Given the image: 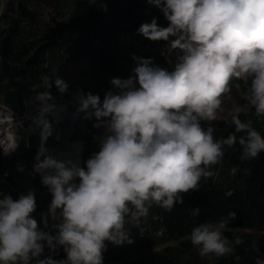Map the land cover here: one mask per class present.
Returning a JSON list of instances; mask_svg holds the SVG:
<instances>
[{
	"label": "clouds",
	"instance_id": "clouds-1",
	"mask_svg": "<svg viewBox=\"0 0 264 264\" xmlns=\"http://www.w3.org/2000/svg\"><path fill=\"white\" fill-rule=\"evenodd\" d=\"M168 21L167 27L142 23L137 32L150 41L169 42L179 50L171 71L154 65L152 58L132 55L133 75L114 77L103 99L78 92L75 116L103 129L96 137L99 150L81 165L83 142L74 155L52 154L46 143L53 123L45 114L56 108L51 95L52 77L44 75L35 100L40 103L34 120L40 144L33 172L51 194L41 222L32 190L13 199L0 192V264H103L105 241L132 244L131 228L146 217L153 204L171 211L183 194L199 189L201 179L213 177L212 167L224 156L225 146L239 145L240 160L250 161L264 152V136L252 121L242 122L239 111L231 117L234 132L216 139L215 129L201 121L217 119L222 97L233 79H251L245 99L257 117H264V0H147ZM170 37L173 39L170 40ZM61 95L69 85L56 76ZM52 101V103H49ZM54 119L59 122L58 117ZM23 123L6 104L0 106V150L4 156L18 148ZM239 134V135H238ZM59 133L56 139L59 140ZM23 171V168H19ZM250 169L233 167L231 174ZM195 207L190 215L198 217ZM236 212L216 222L200 223L190 242L201 258L232 255L234 246L225 232ZM57 221L55 235L43 231L48 220ZM62 248L65 259L43 256ZM236 261L241 258L234 257ZM255 264H264L257 257Z\"/></svg>",
	"mask_w": 264,
	"mask_h": 264
},
{
	"label": "trees",
	"instance_id": "trees-1",
	"mask_svg": "<svg viewBox=\"0 0 264 264\" xmlns=\"http://www.w3.org/2000/svg\"><path fill=\"white\" fill-rule=\"evenodd\" d=\"M15 2L14 21L0 38V96L3 84L7 83L17 88L21 102L23 92L37 94L44 90L39 87L44 75L52 77L51 94H60L54 85L56 76L60 77L64 69L86 59L88 78L81 87L85 94H98L102 100L105 92L112 89V78L126 79L133 75V54L150 57L154 65L169 71L180 55L179 50H170L169 42L150 41L138 34L140 25L151 22L153 17L160 26H168L162 12L147 0ZM231 83L240 85L246 94L251 79H233ZM233 114L235 112L211 122L201 121V124L205 128L210 124L215 129L216 139L227 138L234 132ZM239 119L252 121L254 129L264 136V117H257L254 108L239 111ZM85 121L87 135L83 142L82 166L99 150L96 137L103 132L93 127L94 120ZM38 143V139L28 141L24 134L11 155L4 156L0 152V192L10 194L15 200L32 190L37 204L33 216L41 222L52 197L42 185L40 175L33 172ZM240 155L238 144L225 146L221 162L212 167L215 175L202 178L199 189L183 194L184 202L176 204L170 212L153 204L148 215L131 228L130 238L134 243L114 245L105 241L103 264H255L257 257L264 258V152L244 162ZM233 167L248 168L250 174L238 171L232 175ZM195 207L201 209L198 217L190 215ZM230 211L237 215L225 235L233 242L239 237L242 243H233L232 255L201 258L190 242L191 230L200 223L219 221ZM56 223L49 218L48 227L41 225V228L55 235ZM48 255L57 260L66 258L62 248L50 253L45 247L40 258ZM235 256L241 259L236 261Z\"/></svg>",
	"mask_w": 264,
	"mask_h": 264
},
{
	"label": "rangeland",
	"instance_id": "rangeland-1",
	"mask_svg": "<svg viewBox=\"0 0 264 264\" xmlns=\"http://www.w3.org/2000/svg\"><path fill=\"white\" fill-rule=\"evenodd\" d=\"M15 14H16V2H15V0H8L6 3L4 18H3V16L0 18V20L3 18L2 23H0V38L3 34V32L6 31V29H8L10 27V25L12 24V22L14 21ZM86 67H88V62L85 59L83 61L77 62V63L67 67L66 69H64L63 73H61V75H60V78H62V79L65 78L69 84L68 93H66L64 95H60V99H61L60 103L65 104V106H63V107H65L66 109H67V107H70L71 111H73V112H70L69 110H66V111H68V113H70L71 115H75L76 109L78 107L77 99L73 98V92L76 91L77 89H80L79 87H81V84L83 83V81H85L88 78V73L86 72V69H87ZM229 86H230L231 91H230V93H228L224 97H222L223 103H222L221 109L217 113V119L227 118L230 114L236 112L237 110L238 111H248L251 107L248 104L247 100L245 99V93L242 90V88L240 87V85L230 83ZM17 92H18V90H17ZM35 96H36V94L30 93V92H23L20 95V97L22 99L21 102L18 99L19 100L18 105L23 106L24 103L36 101ZM0 100H2V96H0ZM78 120H79L80 124H77V126L75 128L78 131L77 133H80L81 129L85 131L86 121L81 119V118H78ZM67 121L69 122L68 125L73 127V125H72L73 123H72L71 119H67ZM29 124H30V122H29ZM65 126L66 125H64L63 127H65ZM70 134H71V131H70ZM72 140H74V139H72ZM56 146L57 145L55 144L54 147H56Z\"/></svg>",
	"mask_w": 264,
	"mask_h": 264
},
{
	"label": "built area",
	"instance_id": "built-area-1",
	"mask_svg": "<svg viewBox=\"0 0 264 264\" xmlns=\"http://www.w3.org/2000/svg\"><path fill=\"white\" fill-rule=\"evenodd\" d=\"M5 9H6V0H0V18L4 15ZM10 88L14 89L16 91V93H17V88L9 87L7 83H4L3 84V93L1 95L2 96V100H0V106L6 104V101H5L6 93H7V91ZM79 88L80 89H77L76 91L73 92V95L76 92H79L80 90L83 91L82 87H79ZM83 93H84V91H83ZM51 95L54 98V102H55L56 108L53 109L52 113L45 114V116H44L45 119H48V120L50 119V121H53V120L56 121L54 119V116H57V115H58L57 117L65 116L66 112L68 113V111H66V110H69L70 112H73V111H71L70 107H67V109H66L65 107H63V106H65V104L60 103V101H61L60 95L61 94H51ZM17 99H18V96H17ZM77 102H78V99H77ZM49 103H52V101H49ZM39 106H40L39 102L32 101V102L24 103L23 106L18 105L17 108L10 107L14 111L15 119L17 121H21L23 123V128H21L20 131H19L18 145L21 142L22 137H23L24 134L26 135L28 141L32 140L33 136H40L39 135L40 132L38 133L39 130H37V131L35 130L36 124L34 123V120L39 116V112H38ZM71 121L73 123L72 124L73 127L68 125L69 122L67 121V118L65 117V119H64V121L62 123V131H63V133H65L64 135H69L70 131H71V133H74V132L77 133L78 132L75 127L77 126V124H80L79 120L76 122V121H73L71 119ZM29 122H30V124H29ZM64 125H66V126L63 127ZM81 139H79L78 141H81ZM72 141H75V140H72ZM57 142L58 141L55 139V137L52 136V137H50L48 139L46 147L52 148L53 150L54 149L57 150L58 148H61L64 151H70L69 150L68 141L63 142L62 145L58 144ZM39 144H40V142L37 144V148L39 147ZM55 144L57 145L56 147H54ZM0 152L2 153V150H0ZM82 152L80 153L81 165H82Z\"/></svg>",
	"mask_w": 264,
	"mask_h": 264
},
{
	"label": "bare ground",
	"instance_id": "bare-ground-1",
	"mask_svg": "<svg viewBox=\"0 0 264 264\" xmlns=\"http://www.w3.org/2000/svg\"><path fill=\"white\" fill-rule=\"evenodd\" d=\"M73 98L74 99H78V92H76L73 95ZM65 117L67 119H72L73 121H76V122L78 121V118L75 115H71L70 113H67V112H66L65 116H59L58 117L59 122L54 121V120L51 121L53 123V129H54L53 136L56 139V134L59 133V137L60 138H59V140L56 139L57 141L62 142V143L63 142H66V141H68V143L70 142L69 143V150L70 151H64L61 148H58L57 150H55V149L53 150L52 148H49V152L52 153V154H63V153H67L69 155H74L75 154V150L78 147V145H76L75 142L78 141L79 139H81L83 137L84 130H82V129L80 130V133H75L76 135L74 133H71L69 135H64L65 133H63V131H62V123H63ZM49 121H50V119H49ZM35 130L36 131L39 130L38 133L40 132V128L37 127V126L35 127ZM72 139H74L75 141H72L71 142Z\"/></svg>",
	"mask_w": 264,
	"mask_h": 264
},
{
	"label": "water",
	"instance_id": "water-1",
	"mask_svg": "<svg viewBox=\"0 0 264 264\" xmlns=\"http://www.w3.org/2000/svg\"><path fill=\"white\" fill-rule=\"evenodd\" d=\"M4 34V33H3ZM6 104L9 107L12 108H17L18 107V100H17V93L14 89H9L6 93V98H5ZM87 134V130L85 129L83 135L85 136ZM82 137L81 141L84 142V138ZM33 139H39L40 140V136H33ZM58 144L62 145V142H57ZM48 148V147H47ZM49 149V148H48ZM83 153V152H82Z\"/></svg>",
	"mask_w": 264,
	"mask_h": 264
},
{
	"label": "crops",
	"instance_id": "crops-1",
	"mask_svg": "<svg viewBox=\"0 0 264 264\" xmlns=\"http://www.w3.org/2000/svg\"><path fill=\"white\" fill-rule=\"evenodd\" d=\"M7 1H8V0H6V3H7ZM4 15H5V12H4ZM4 15H3V18H4ZM3 18L0 20V23H2ZM4 32H5V31H4ZM4 32H3V33H4ZM2 35H3V34H2ZM17 100H18V99H17ZM18 101H19V100H18Z\"/></svg>",
	"mask_w": 264,
	"mask_h": 264
}]
</instances>
